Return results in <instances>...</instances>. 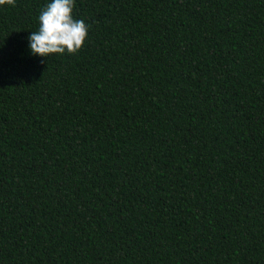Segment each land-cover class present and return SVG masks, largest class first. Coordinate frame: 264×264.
Wrapping results in <instances>:
<instances>
[{
    "label": "trees",
    "instance_id": "obj_1",
    "mask_svg": "<svg viewBox=\"0 0 264 264\" xmlns=\"http://www.w3.org/2000/svg\"><path fill=\"white\" fill-rule=\"evenodd\" d=\"M0 7V264H264V0Z\"/></svg>",
    "mask_w": 264,
    "mask_h": 264
},
{
    "label": "clouds",
    "instance_id": "obj_2",
    "mask_svg": "<svg viewBox=\"0 0 264 264\" xmlns=\"http://www.w3.org/2000/svg\"><path fill=\"white\" fill-rule=\"evenodd\" d=\"M16 0H0V7L15 6ZM75 0H48L38 16L39 27L28 37L33 56L49 59L54 54H74L84 45L88 25L73 15Z\"/></svg>",
    "mask_w": 264,
    "mask_h": 264
}]
</instances>
